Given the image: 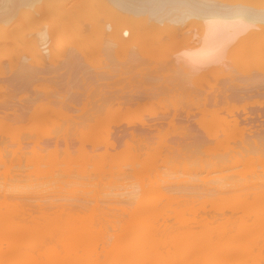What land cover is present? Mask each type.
<instances>
[{"label":"bare ground","instance_id":"bare-ground-1","mask_svg":"<svg viewBox=\"0 0 264 264\" xmlns=\"http://www.w3.org/2000/svg\"><path fill=\"white\" fill-rule=\"evenodd\" d=\"M48 1L0 0V264H264V0Z\"/></svg>","mask_w":264,"mask_h":264},{"label":"rangeland","instance_id":"rangeland-1","mask_svg":"<svg viewBox=\"0 0 264 264\" xmlns=\"http://www.w3.org/2000/svg\"><path fill=\"white\" fill-rule=\"evenodd\" d=\"M108 1H106V3H107ZM110 4V3H109ZM47 5H52L51 4V2H49L48 0H47ZM46 5V6H47ZM46 6H44V7H46ZM65 6V5H64ZM66 7V6H65ZM46 8H48V6L46 7ZM45 8V9H46ZM52 9L54 8V6L52 5V7H51ZM63 8V7H62ZM61 8V9H62ZM64 9V8H63ZM62 9V10H63ZM66 9V8H65ZM65 9L63 10V11H65ZM79 9V8H78ZM77 9V11L78 12H80V10H82L81 8H80V10H78ZM48 9H46V11H47ZM66 12H68V11H66ZM66 12H64V13H66ZM77 12V13H78ZM80 13H82V11L80 12ZM66 14H68V13H66ZM64 15V14H62V16L64 15L66 18H67V15ZM61 16V15H60ZM83 17V16H82ZM115 17V16H114ZM117 17V16H116ZM115 17V18H116ZM36 18V20L34 19L33 20V22L35 21V24H33V22H32V24H33V26H35L36 25V23H38V25H36L37 27L36 28H40L41 27V24L43 23L44 24V22H46L45 20H43L42 18H40L39 16L38 17H35ZM39 18V19H38ZM61 18V17H60ZM76 18H79L78 16L76 17ZM101 18V17H100ZM59 19V18H58ZM64 17H63V19H60L61 20V22H64ZM69 19V18H68ZM101 19H103V18H101ZM65 20H67V19H65ZM77 20V19H76ZM22 24V23H21ZM40 24V25H39ZM42 24V27L44 26ZM23 25V24H22ZM21 27H23V26H21ZM20 27V28H21ZM28 27V26H27ZM23 28H25V27H23ZM22 28V29H23ZM38 28V29H39ZM35 29V28H34ZM69 55H70V53L68 54V57H69ZM64 56V57H63ZM62 57H63V61H64V58H65V55H63ZM67 56V55H66ZM68 57L67 58H65L66 59V61H68L69 59H70V57H69V59H68ZM59 60V62H57L56 64V66L57 67H59L58 66V64L59 63H63V61L62 60ZM38 64V63H37ZM36 64V68H38L39 69V71L40 70H42V69H44V68H42V65H41V63H40V65L41 66H39V64L37 65ZM48 64V63H47ZM47 64L46 65H44L43 64V67H45V66H47ZM64 64V63H63ZM59 65H61V64H59ZM27 66V65H26ZM39 66V67H38ZM55 66V67H56ZM56 67V68H57ZM27 68H29V67H27ZM46 68H48V69H46ZM50 68V69H49ZM53 68V70H54V73L52 72L53 70H51ZM59 68H61L62 70L61 71H63L64 72V66H62V67H59ZM35 69V68H34ZM32 69L33 71H31V69H29V71H28V73L30 72L31 74H28L27 75V73L25 74L26 76H27V78H28V76H30L28 79H32V82H33V85L35 84L36 86V88L39 86V89H35V87L32 85V83H28V84H31V86L29 85H27L25 88H28L30 91H28L27 89V91L25 90V88H21V91L23 92H21V91H18V89H16L14 86H12L13 85V83L12 82H9L10 84H8V87H9V85L10 86H12V87H10V88H8L10 91H13L14 89L13 88H15V90H17L18 92H16L15 90V92H16V95H17V93H19V92H21L23 95H25L26 96V92H30V96H32V98L31 99H33L34 98V100H36L37 101V104L40 102L41 104H42V101H43V103L45 104V105H47L46 107H45V105H44V107L47 109V112L49 111V109H51L50 110V112L48 113V114H53V115H55V116H59V117H62V118H65V116H66V119L68 118V119H70V118H72L74 115H75V118H80L81 116H82V113H83V116L82 117H84V114H85V116H89V111H90V113L92 112L93 113V115L96 113V114H99L100 112V114H102L103 112V109H100L101 108V106H104L105 104H107V103H110L109 101L111 100L112 101V99H110V97L111 96H109V98H108V96H107V94L106 93H108L109 92V90H108V88H107V92H105V94H106V97L108 98V99H110L109 101H107L108 99L106 98H104L103 96V93H104V91H106V88H105V90L103 91V93H101V95H103L102 97H103V99L105 100V103H104V101L102 102V97H99L100 96V94H99V91L101 90V89H97V88H102V87H99V86H102V85H99V84H101L100 83V81H99V83H95V82H98V80L96 81H93V82H91V83H89L90 85L92 84V85H94L96 88L95 89H93L92 91V93L91 92H87V91H89L90 89H89V87L87 88V91H86V87H85V90L83 91V85H81V82H82V84H83V82H84V79L85 78H83V79H81V81H80V79H79V84L77 83V82H74V81H69L68 83H67V81H65L63 78H60V76H58L59 74L58 73H61V71L59 70V69H56V70H58V71H60V72H55V69H54V65H52L51 67H49V66H47V67H45V73H44V70H43V72H39L38 71V69ZM28 70V69H27ZM37 70V71H36ZM27 72V71H26ZM48 72V73H47ZM50 73H52L51 75L53 76H51L50 75ZM36 74V75H35ZM41 74V75H40ZM55 74V75H54ZM57 74V75H56ZM61 74H63V73H61ZM171 75H173L174 76V73H170ZM6 74H4V76H5ZM7 75H9L8 73H7ZM49 75V76H48ZM25 76V77H26ZM58 76V78H56V79H54L55 77H57ZM49 77H51V78H53V79H51V78H49ZM175 78H176V76H174ZM49 78V79H48ZM59 78H60V81L63 79L64 81V83L63 82H60V84L61 83H63V85L65 84V83H67V85H66V88H65V91L63 90L64 88V86L63 85H60V86H62V89H61V87L59 86V84L57 85V84H55V83H57L58 81H59ZM86 79H88V78H86ZM86 79H85V82H86V84H85V86L88 84V82L86 81ZM34 80V81H33ZM89 80V79H88ZM92 80V79H91ZM47 81V82H46ZM142 81H146V80H142ZM148 81V80H147ZM4 82V81H3ZM7 82V81H6ZM5 82V83H6ZM84 82V83H85ZM54 83V84H53ZM72 84V85H68V84ZM140 83V82H139ZM138 83V84H139ZM149 83V82H148ZM148 83H144V84H148ZM74 84V85H73ZM76 84H78L77 86H76ZM96 84V85H95ZM143 84V83H142ZM5 85H7V83L5 84ZM55 85V86H54ZM81 85V86H80ZM149 85V84H148ZM148 85H147V88L149 89V87H148ZM151 85V84H150ZM155 85V84H154ZM41 86V87H40ZM67 86H69V88L67 87ZM71 86V87H70ZM75 86V87H74ZM79 86V87H78ZM93 86V87H94ZM140 86H142V85H140ZM144 86V85H143ZM146 86V85H145ZM29 87H31V88H29ZM34 87V88H33ZM56 87V88H55ZM77 87L79 88V89H77ZM80 87H82L81 89H80ZM151 87V86H150ZM68 88V89H67ZM71 88V90H69ZM73 88H74V90H73ZM141 88H143V87H140L139 89L138 88H136V90L137 91H135L136 93H138V91L140 92V89ZM145 88V87H144ZM34 89H35V94L33 93H31V92H33L34 91ZM58 89V90H57ZM77 91H76V90ZM89 89V90H88ZM111 91L109 92L110 94H112L113 95V90L111 89V88H109ZM147 89V90H148ZM24 90V91H23ZM39 90V91H38ZM78 90H80V92L78 91ZM99 90V91H98ZM115 90V89H114ZM135 90V89H134ZM143 90V89H142ZM56 91H58V92H56ZM62 91V92H61ZM72 91V92H71ZM83 91V92H82ZM86 91V92H85ZM146 91V88H145V90H143L142 92H145ZM15 92H14V94H15ZM66 92V93H65ZM70 92H71V95H73V94H75L73 97H71V95H70ZM73 92H76V93H73ZM85 92V93H84ZM94 92H96V93H94ZM115 92V91H114ZM7 93H8V96H10L9 95V93L11 94V92H8V90H7ZM18 94L17 95V98H16V106H17V108L14 106V103L13 104H11L12 106H14L15 107V109H19L20 110V106H18L17 104H19V103H17V100H18V97H19V95H22V94ZM25 93V94H24ZM58 93H59V95H58ZM80 93H81V95H80ZM85 94V96H83L84 94ZM86 93H87V95H86ZM39 94V95H38ZM78 96H77V95ZM117 94V91H116V93H114V98H113V96H112V98H113V102H115L114 101V99H116L115 97V95ZM15 95V96H16ZM22 95V96H23ZM54 95V96H53ZM67 95V96H66ZM8 96H6V99H9V98H7ZM29 96V95H28ZM29 96V97H30ZM35 96V97H34ZM44 96V97H43ZM58 96V97H57ZM58 99H57V98ZM60 97V98H59ZM82 97V98H81ZM99 97V98H98ZM77 99V98H79V99H77V100H75V99ZM10 99H12V98H10ZM44 99V100H43ZM99 99H101L100 101L102 102V103H100V102H98V100ZM175 99H178L175 103V106L172 104V103H168V101H167V103L166 104H168L167 106H166V104L165 103H163V107H164V105H165V107L162 109L161 108V110L159 109V112L160 111H162V110H167L166 112H164L163 111V113H169L170 114V116H173L172 114H176V111H174V109L176 108V106H178L179 105V97H176ZM63 100V101H62ZM171 100V99H170ZM11 101H13V99L11 100ZM14 102H15V99H14ZM45 102H47V103H45ZM62 102H64V103H62ZM49 103V104H48ZM111 105L110 106H112V102L110 103ZM172 104V105H171ZM178 104V105H177ZM11 105H9L10 106V108H11V111L12 112H15L16 110L15 109H13V107L11 106ZM43 105V104H42ZM51 105V106H50ZM9 106H3L2 107V109L3 108H7V112L9 113L10 112V109H9ZM41 106V105H40ZM39 106V107H40ZM50 106V107H49ZM106 106V108H110V107H108L109 106V104H107V105H105ZM113 106H115V104H113ZM112 106V107H113ZM169 106H171L172 107V109H171V107H169ZM19 107V108H18ZM96 107H98V109H100V110H98L97 111V108ZM168 107V108H167ZM179 107V106H178ZM22 106H21V112H23V110H22ZM167 108V109H166ZM75 109V110H74ZM88 110V112L87 111H85V110ZM93 109V110H92ZM171 109V110H170ZM177 109V108H176ZM5 110V109H4ZM9 110V111H8ZM19 110H17V113H18V111ZM92 110V111H91ZM97 112H96V111ZM169 110V111H168ZM52 111V112H51ZM75 111V112H74ZM85 111V112H84ZM20 112V111H19ZM46 112V113H47ZM87 112V113H86ZM172 112V113H171ZM174 112V113H173ZM16 113V112H15ZM161 114H163L162 112H160ZM73 114V115H72ZM76 114H78V115H80V117L78 116V115H76ZM86 114H88V115H86ZM61 115V116H60ZM63 115H65V116H63ZM72 117H71V116ZM92 115V114H91ZM70 117V118H69ZM74 118V117H73ZM146 138H148L147 136H145ZM149 137H150V135H149ZM143 138H144V136H143ZM149 141H151V143L153 142V140H151V139H149ZM154 143V142H153ZM172 144V142H170V144L169 145H171ZM174 144V143H173ZM172 144V145H173ZM175 145V144H174Z\"/></svg>","mask_w":264,"mask_h":264}]
</instances>
